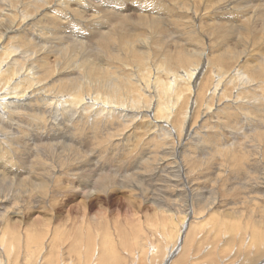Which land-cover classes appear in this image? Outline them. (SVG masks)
I'll use <instances>...</instances> for the list:
<instances>
[{
  "label": "rangeland",
  "instance_id": "374dc122",
  "mask_svg": "<svg viewBox=\"0 0 264 264\" xmlns=\"http://www.w3.org/2000/svg\"><path fill=\"white\" fill-rule=\"evenodd\" d=\"M29 1L0 0V14L8 12L12 24L18 20L10 12L35 15L27 24L58 3L37 10ZM125 5L130 18L108 23L112 33L106 11L90 9L102 27L77 16L71 22L81 36L37 43L54 56L40 74V96L30 94L10 115L0 112V264H264V0ZM44 16L21 32L54 31ZM34 46L24 45L37 52ZM198 62L201 87L187 94L196 110L183 127L175 116L170 126L148 128L145 96L134 119L122 105L55 104L77 91L87 102L89 93L123 95L126 107L142 92L145 68L164 78V70ZM90 64L101 77L89 76ZM220 67L244 70L249 80L223 79L213 94Z\"/></svg>",
  "mask_w": 264,
  "mask_h": 264
},
{
  "label": "bare ground",
  "instance_id": "6f19581e",
  "mask_svg": "<svg viewBox=\"0 0 264 264\" xmlns=\"http://www.w3.org/2000/svg\"><path fill=\"white\" fill-rule=\"evenodd\" d=\"M31 1L32 2L29 1L31 5H36L37 2L39 3V4H37V10H38V8L40 9V7L43 6L44 3H46V2L48 3V0H31ZM56 1H58V3H56L53 8H51V6H49V5L47 6V4H46V6H44V7H48V8H45V10L46 9L47 10L46 11L44 10V11H45V14L51 16V18L53 19L52 24H56L57 28L54 31L51 29H50L51 31L49 29H43V31L42 30L39 31V34L42 36H40V35L36 36L37 33L35 32L34 28L31 29V35L28 34L29 32L26 35H24L21 32L24 30H29L30 27H33L35 25L39 26L40 23L38 20H40L42 18H43V20H45V18H44L45 14H43L42 12H40V11L37 12L36 13V15L38 17L37 20H32V21H30V23L28 22L27 24H26V22H27L26 19L27 18L29 19V17L33 18V16H35V15H29V14H27L26 11L22 12L20 14H15V13L10 12L11 14H13V16L17 17V20H18V21H15V23H17V24H12V23H14V21H11L12 23H8L9 18H10V14L8 12L7 13L2 12V14H0V112L1 113L2 112L5 113V111H7L10 115V114H12V112L16 111V109L22 107L23 103L20 101H23L24 98H26V97L29 98L31 96L30 94L34 95L36 92L39 95L38 91L43 87V85L40 84V82L42 81V76H40V74L44 71H50V68L52 67L51 64L54 62V56L52 54L53 52L51 53L49 51H46L45 48H42L43 50H41V48L37 47L38 44L42 45V43L47 42V40H46L47 35L51 36V37H55V36L60 37L61 35H67V37H69V36H71V33H73V34H76V35L78 34L79 36H81L82 34H80V32L77 31V29L73 26V23L71 22V18H75L77 16H82L83 18L89 17V20H90V17L94 16L95 13L98 12L99 10L100 11H103V10L106 11V13L104 15L105 17L108 16V19L106 17V20H104L106 24L113 22V21L114 22L118 21L117 19H119L120 24H124L125 21H127L130 18L129 15L127 14V12L124 13V10H128L125 7L126 6L125 3L127 0H103L102 2H104V4L103 5L100 4L101 7H99L98 1H94V0H91V1H93L91 4H94L95 7H93L91 4L90 5L88 4V2L90 0H56ZM154 4H156V3H154ZM23 5H24V3H23ZM44 7H42L41 9H43ZM155 7H156V5H155ZM8 8L10 10V7H8ZM3 9H4V7H3ZM11 9H12V6H11ZM90 9H95V13H92L89 15L88 11ZM122 9H123V11H122ZM107 11H109V13ZM19 12H20V10H19ZM131 12H133V10ZM3 16H5V17H3ZM147 16L149 17V15H147ZM15 17H13V18H15ZM46 17H48V16H46ZM94 17H92V18H94ZM68 18H70L69 21H67ZM124 18H126V20H124ZM81 19L82 18L80 17V21H81ZM156 19H157V17H156ZM19 21H20V23H22L24 25L26 24L25 26L23 25L24 27L22 28V30L20 29L21 28L20 26L19 27L16 26V25H18ZM62 21L64 24H62ZM83 21H84V19H83ZM45 22H47V21H45ZM89 22H90L89 25L90 24H97V26L102 27V25H99L97 23L99 21H96L94 19H91ZM151 22L154 23L153 20ZM50 24H51V21H50ZM74 24H75V21H74ZM149 24H150V22H149ZM28 25H29V28H28ZM41 26L39 28H42ZM52 27H53V25H51V28ZM90 27H95V25L94 26L91 25ZM108 27L110 29L109 31H111V33H112V30H113L112 25L110 28V26L108 24ZM39 28H38V30H40ZM49 32H50V34H49ZM104 33H105V35L103 36L104 40H108L111 38V37H109V35H110L109 32L106 31ZM23 35L26 36L27 38H25ZM135 35H136V33H135ZM117 37H118V34H117ZM125 37H126V33L124 32L123 36L121 35L119 37V38H122V39H120V40H122L121 43H123V42L125 43L127 41V39H125ZM139 38H141V37H139ZM32 40H33V43H32ZM26 41H27V45H29L30 43L35 45L38 48V49L36 48L37 52H33L32 50L31 51L29 50V52H28L26 47H24ZM55 42L57 44L58 41L55 40ZM60 45H61V43H60ZM197 54L199 55L201 53L197 52ZM82 60H84V58H82ZM167 60H168V58H167ZM178 60H179V62H177V63L179 65H185V63L188 61L187 57H185V55H183V54L178 55ZM168 62H170V61L168 60ZM203 62L204 61H202V63ZM161 64L162 63H160L158 65L160 68L161 67L163 68V66ZM103 68H105V67H103ZM148 68H145V70H144V74L146 76L140 77V80L143 81L142 83L144 84L143 85L140 82L142 84V87H140L142 89L141 94H138L136 92V95L138 94L137 97L134 99L133 98L129 99L130 105H128L126 107L124 105L127 104V102H125V100H123V98H122L123 95L119 96V94H118V96H115V95H109L108 94L106 96L103 95L104 97H102V96L100 97L98 94L93 95L94 93L92 92L93 93L92 95L94 97H91L90 93H89L87 95L89 97V99L87 97L89 102H87V100H85L86 99L85 95L83 96V95H81V93H78L77 91L76 92L71 91L72 93L70 94V96L66 95L65 99H62L63 96H65V95L61 94V98H56L57 102L55 104H57V105L61 104V106H64V108H65V105H67V104L68 105L70 104L72 106H74V105L76 106L79 103H81V104L84 103L85 105L87 104V106L88 105L91 106V105H95V104L100 103L101 104V106H99L100 111L103 110L105 108V106L114 107L115 105H119V106L122 105L123 107H121L122 108L121 110L125 109L129 112L130 111L133 112L130 114L131 119H134V117L136 116L134 111L135 112H140V111L142 112L143 111L142 106H144V104H145L144 112H146V113L142 114L141 116H143L144 118H146V117L152 118V119L149 118L151 120H148L146 123V126L148 128L158 127V128L162 129V128H165V126H170L171 123H173L172 120L175 116H177V117L181 116L180 125L183 127L184 124H187L188 121L191 120L194 109L196 107L195 101H193L191 99V102H190V96L192 93H189V95H187V94L190 91L192 92V90L194 91L195 88H196V90L199 91L201 86H200V83H199V85H197L198 82H196V81H197L198 74L202 72V70H201L202 66H200V63L198 62L195 64H191L190 66L188 65L187 68L184 67V69L176 68L178 70H174V71L164 70L165 71V77L164 78H162L159 74H156V72H155V74L151 73L152 74L151 75L150 74V68L149 69ZM147 69H148V71H147ZM155 70L157 71V70H159V68L155 69ZM86 71L88 72L89 76H91L93 78L101 77L102 73H103L101 68L95 67V64H93V66H92V64H90L87 67ZM218 72H219V74H215L216 77H215V79H213L212 86L209 88V92L211 91L213 94L218 93L217 91L219 90L220 83L223 79L226 80L228 78V79L234 80V81L235 80L244 81V79L245 80L247 79L246 81L249 80L248 75L244 72V70H241V69H237V70H233V71H231V70L224 71L223 68L220 67V68H218ZM230 80H228V81H230ZM61 84H63V83H61ZM198 86H199V88H198ZM74 88H76V85ZM149 89H151V91ZM115 90L113 92H115ZM137 90H138V87H137ZM80 91H82V90L80 89ZM122 91L128 95V93H130L129 86L128 87L127 86L122 87ZM198 91L196 92L197 94H198ZM82 92H84V91H82ZM85 92H87V91H85ZM146 92H148V94ZM223 92H224V89L222 91H220L219 96H221L223 94ZM40 93H41V91H40ZM58 94H60V93H58ZM38 95L36 97H34L35 100H38V98L40 96V95L39 96ZM130 95H132V94H130ZM144 96L147 97V100H145L146 102L143 105H138V103L141 102V98H143ZM237 97H238V95H236V98ZM40 98H39L40 101L45 100V102H47V99L41 98L42 99L41 100ZM125 98H126V96H125ZM31 99H33V98H31ZM81 104H80V106H81ZM30 106L32 107V104H30ZM119 106H117V107H119ZM209 107L210 106H205L206 110L210 109ZM110 110H113V109H110ZM148 112H151V113H149V115H148ZM193 117H194V115H193ZM178 120H179V118H178ZM171 128L173 129V125ZM186 132L187 131H185V133Z\"/></svg>",
  "mask_w": 264,
  "mask_h": 264
}]
</instances>
